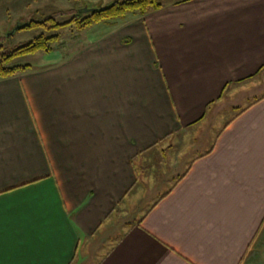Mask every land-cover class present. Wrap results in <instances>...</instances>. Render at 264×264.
<instances>
[{
  "label": "crops",
  "instance_id": "0c3cea01",
  "mask_svg": "<svg viewBox=\"0 0 264 264\" xmlns=\"http://www.w3.org/2000/svg\"><path fill=\"white\" fill-rule=\"evenodd\" d=\"M94 27L0 78V264H260L264 0Z\"/></svg>",
  "mask_w": 264,
  "mask_h": 264
},
{
  "label": "rangeland",
  "instance_id": "374dc122",
  "mask_svg": "<svg viewBox=\"0 0 264 264\" xmlns=\"http://www.w3.org/2000/svg\"><path fill=\"white\" fill-rule=\"evenodd\" d=\"M125 0H0V45L14 49L20 45L29 43L36 38L46 35L47 37L59 36L60 40L52 45L51 52L25 55L16 58L13 66L41 65L44 62L54 61L61 58L66 49L80 47L85 44L92 34H97L99 28L77 29L67 27L60 30L49 31L45 28L24 29L15 33L16 27L28 24L31 20L44 21L49 17L57 16V22L67 23L78 14L80 9H105L116 2ZM73 11V12H70ZM96 31V32H95ZM260 264H264V251L261 252Z\"/></svg>",
  "mask_w": 264,
  "mask_h": 264
},
{
  "label": "trees",
  "instance_id": "16d2710c",
  "mask_svg": "<svg viewBox=\"0 0 264 264\" xmlns=\"http://www.w3.org/2000/svg\"><path fill=\"white\" fill-rule=\"evenodd\" d=\"M167 0H125L123 2H116L111 6L104 9V11L80 15V13L74 15L70 21L64 24L57 22L60 13L57 16H52L44 21L31 20L28 24L21 28L34 29V28H45L49 31L60 30L67 27H75L77 29H88L92 26L115 21L126 17L129 14H141L145 15L151 11L159 10L163 7ZM187 1V0H184ZM73 12V11H70ZM60 40L59 36L47 37L42 35L35 40L20 45L14 49L5 48L2 44L0 45V78L6 79L14 77L21 73L27 72L34 69L31 65L25 66H13V61L16 58L37 54L41 52H51L53 50L52 45Z\"/></svg>",
  "mask_w": 264,
  "mask_h": 264
},
{
  "label": "water",
  "instance_id": "95a60500",
  "mask_svg": "<svg viewBox=\"0 0 264 264\" xmlns=\"http://www.w3.org/2000/svg\"><path fill=\"white\" fill-rule=\"evenodd\" d=\"M101 11H104V9H89V8H83V9H80L79 13H80V15H85V14H91V13H96V12H101ZM25 25L26 24L18 25V27H16L15 33L17 31H20L21 28H23Z\"/></svg>",
  "mask_w": 264,
  "mask_h": 264
}]
</instances>
